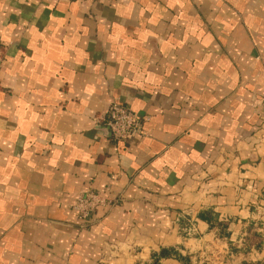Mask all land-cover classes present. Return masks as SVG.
I'll list each match as a JSON object with an SVG mask.
<instances>
[{
	"label": "crops",
	"instance_id": "0c3cea01",
	"mask_svg": "<svg viewBox=\"0 0 264 264\" xmlns=\"http://www.w3.org/2000/svg\"><path fill=\"white\" fill-rule=\"evenodd\" d=\"M0 52V264H264V0H0Z\"/></svg>",
	"mask_w": 264,
	"mask_h": 264
},
{
	"label": "built area",
	"instance_id": "2783aa9c",
	"mask_svg": "<svg viewBox=\"0 0 264 264\" xmlns=\"http://www.w3.org/2000/svg\"><path fill=\"white\" fill-rule=\"evenodd\" d=\"M3 62V53L0 52V69ZM143 117L131 111L128 107L114 103L107 113L100 118L108 128L111 138L116 142L127 143L131 139L143 134ZM113 202L102 197L93 190L82 193L73 210L75 211L82 228H90L97 223V211L100 208L111 207Z\"/></svg>",
	"mask_w": 264,
	"mask_h": 264
},
{
	"label": "trees",
	"instance_id": "16d2710c",
	"mask_svg": "<svg viewBox=\"0 0 264 264\" xmlns=\"http://www.w3.org/2000/svg\"><path fill=\"white\" fill-rule=\"evenodd\" d=\"M223 227L225 226L224 224L222 225ZM251 242L253 243H257L258 245V237L255 236ZM252 243H249V245H251ZM173 257H176L177 258V255L175 253V251L173 249H162L160 251V253H155L152 255L151 257V260L150 262L148 263H145V264H161V261L163 259H169V258H173Z\"/></svg>",
	"mask_w": 264,
	"mask_h": 264
},
{
	"label": "rangeland",
	"instance_id": "374dc122",
	"mask_svg": "<svg viewBox=\"0 0 264 264\" xmlns=\"http://www.w3.org/2000/svg\"><path fill=\"white\" fill-rule=\"evenodd\" d=\"M262 208L264 209V206H262Z\"/></svg>",
	"mask_w": 264,
	"mask_h": 264
}]
</instances>
